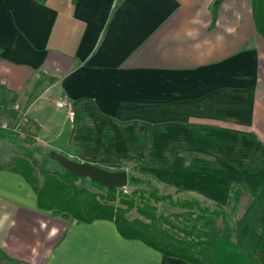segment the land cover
<instances>
[{
    "label": "crops",
    "instance_id": "obj_1",
    "mask_svg": "<svg viewBox=\"0 0 264 264\" xmlns=\"http://www.w3.org/2000/svg\"><path fill=\"white\" fill-rule=\"evenodd\" d=\"M0 101L14 121L0 136L13 144L32 138L44 153L223 207L237 185L238 217L264 186V36L252 0H0ZM0 264L193 263L111 219L41 207L0 164Z\"/></svg>",
    "mask_w": 264,
    "mask_h": 264
},
{
    "label": "trees",
    "instance_id": "obj_2",
    "mask_svg": "<svg viewBox=\"0 0 264 264\" xmlns=\"http://www.w3.org/2000/svg\"><path fill=\"white\" fill-rule=\"evenodd\" d=\"M220 2L214 0V7ZM252 5L256 29L264 36V0H252ZM26 150L27 156L14 157L9 166L33 186L43 208L84 221L111 219L125 237L142 239L166 255L193 264H264V186L251 198L243 214L234 218L243 193L237 185L231 188L227 210L221 205L202 206L197 198L174 200L172 195H159L150 179L134 174H130L129 184L148 182L152 188L132 189L128 193L124 188H107L92 179L94 188H90L80 183L85 177L63 166L52 169L47 159L40 161V183L32 160L35 149L31 146ZM162 199L182 210L159 211L156 203ZM133 207L140 217L128 216Z\"/></svg>",
    "mask_w": 264,
    "mask_h": 264
},
{
    "label": "rangeland",
    "instance_id": "obj_3",
    "mask_svg": "<svg viewBox=\"0 0 264 264\" xmlns=\"http://www.w3.org/2000/svg\"><path fill=\"white\" fill-rule=\"evenodd\" d=\"M7 111H8V105L5 104L4 102L0 101V120L1 119H7V117H8V120L10 121V128L0 127V129H12L11 127H13L14 121H13V119L9 118L10 116L7 114ZM16 124L18 126L14 127V128L21 126L22 121L20 120ZM24 140L26 142L22 141V139H18V140H16L15 144H13L12 142H10V140L7 141L6 137L0 136V164L11 165V164H13L14 157L21 156V155L27 156L26 155L27 154L26 148L31 147V146L35 147V145H39V143H37V142L35 143L32 138L31 139L24 138ZM2 141L4 143H2ZM55 154L56 153H53V152L47 154V153L42 152L38 148L35 149L34 157L32 160L35 162L36 175H37L40 183L42 182V178H43V169H42V166L40 165L41 160L47 159L49 162L48 166L52 169L62 167L61 163L56 159ZM130 164H133V163L130 162ZM132 166L133 165H131L130 168H133ZM150 180H151V183L154 185V182H152L153 180L152 179H150ZM80 183L85 184L86 186H88L90 188H94L91 185L90 179L88 177H85V179L80 180ZM151 185L148 182H142V183H139L136 185L128 184V186L124 187V191L129 193V192H131L132 189H138V188L151 189L152 188ZM156 189H157L159 195H172L174 200L191 199V198H186V197L183 198V195H181L177 192H174V191H168L166 188H163V187H160V188L157 187ZM149 192H150V190L147 192V195L150 194ZM200 202H201L202 206L209 205L211 208H214L215 206L219 205V204H212V203L203 202L201 200H200ZM156 207L158 208L159 211H164L166 213L182 210L179 207L172 206L170 204L169 200H167V199L166 200L162 199L159 202H157ZM226 209L229 210L228 206L226 207ZM128 216L130 218H134V217H140L141 215L139 214L137 208L133 207L129 211ZM238 216H239L238 212L236 211V213H234L233 217L238 218ZM218 223L221 225V217H218Z\"/></svg>",
    "mask_w": 264,
    "mask_h": 264
},
{
    "label": "water",
    "instance_id": "obj_4",
    "mask_svg": "<svg viewBox=\"0 0 264 264\" xmlns=\"http://www.w3.org/2000/svg\"><path fill=\"white\" fill-rule=\"evenodd\" d=\"M56 159L61 165L81 177L96 180L107 188H124L129 184L127 169H107L90 161H79L65 153L57 152Z\"/></svg>",
    "mask_w": 264,
    "mask_h": 264
},
{
    "label": "built area",
    "instance_id": "obj_5",
    "mask_svg": "<svg viewBox=\"0 0 264 264\" xmlns=\"http://www.w3.org/2000/svg\"><path fill=\"white\" fill-rule=\"evenodd\" d=\"M57 104L59 106L67 107L69 117L71 119H74V117H75V110L76 109H75V107L73 105V102L69 98H66V97L59 98L57 100ZM14 107L15 108H18V104H15ZM0 127L10 128V121L8 119H1L0 120Z\"/></svg>",
    "mask_w": 264,
    "mask_h": 264
}]
</instances>
